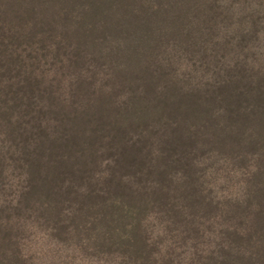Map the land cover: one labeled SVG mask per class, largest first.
<instances>
[{"label": "trees", "instance_id": "obj_1", "mask_svg": "<svg viewBox=\"0 0 264 264\" xmlns=\"http://www.w3.org/2000/svg\"><path fill=\"white\" fill-rule=\"evenodd\" d=\"M222 8L0 0V171L4 162L24 169V196L45 198L61 227L106 228L102 245L130 249L152 211L175 241L195 236L193 205L208 202L196 157L226 144L264 157V63L229 61ZM2 219L0 264H10L18 256ZM189 254L190 264H233L217 247L216 260L196 246ZM120 257L144 264L147 254Z\"/></svg>", "mask_w": 264, "mask_h": 264}, {"label": "rangeland", "instance_id": "obj_2", "mask_svg": "<svg viewBox=\"0 0 264 264\" xmlns=\"http://www.w3.org/2000/svg\"><path fill=\"white\" fill-rule=\"evenodd\" d=\"M208 1L212 4L214 0ZM221 4L225 29L233 34L229 61L233 64L239 59L240 64L250 66L255 57L264 63V0H221ZM177 62L182 64L183 60ZM182 72L187 71L182 67ZM251 154L249 146L237 144H226L218 155L203 150L195 160L202 176V195L208 202L193 205L198 215L188 222L195 236L175 241L160 215L152 211L145 213L137 231L133 230L136 239L130 249L102 245L108 233L100 224L85 227L72 220L67 230L47 218L45 198L38 197L33 203L24 196L25 170L4 162L0 218L10 225L6 228L8 252L13 250L18 256L10 258V264H123L120 254L140 253L147 254L144 264H190L192 246L202 253L196 255L213 260L216 254L209 252L217 247L224 253L218 257L225 263L229 256L233 264H264V157L253 159ZM123 223L116 226L120 232Z\"/></svg>", "mask_w": 264, "mask_h": 264}]
</instances>
